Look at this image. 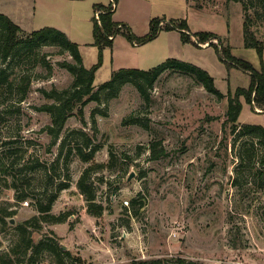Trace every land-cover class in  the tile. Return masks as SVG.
<instances>
[{
  "label": "rangeland",
  "instance_id": "obj_1",
  "mask_svg": "<svg viewBox=\"0 0 264 264\" xmlns=\"http://www.w3.org/2000/svg\"><path fill=\"white\" fill-rule=\"evenodd\" d=\"M245 2L246 7L229 0H121L114 20L126 24L138 41L151 33L153 19L164 20L158 35L147 42L134 43L126 28L121 29L113 45L104 49L95 86L111 80L121 68L147 70L175 58L207 70L225 95L249 89L251 73L228 59L248 61L258 70L264 67V53L261 57L256 47L247 46L244 35L247 16L255 38L264 44V0ZM109 3L0 0V12L27 33L48 26L62 30L80 46L84 65L91 68L100 51L94 38L96 5ZM183 23L189 31L174 27ZM167 24L174 28L168 30ZM183 31L192 41L184 40ZM198 33L217 34L221 42L200 43ZM212 41L215 44L208 46ZM43 58L47 66L39 63ZM65 60L73 58L59 46L22 52L11 63L18 86L11 93L0 92V151L6 142H14L18 155L25 157L16 167L18 193L6 188L4 171L0 175V208L16 211L11 226L0 222V254L16 239L15 226L40 213L38 199H48L58 184L69 181L52 213L70 217L44 224L43 231L33 234L35 241L56 234L72 252L67 264H132L179 256L203 264H264L263 147L258 138L234 130L228 97L219 98L189 74L166 71L148 100L127 84L115 98L85 104L83 113L75 111L54 142L48 133L51 115L41 110L52 100L42 89L72 84L74 76L59 64ZM24 77L31 78L32 87L20 100ZM240 100L238 124L264 127V106L250 103L246 96ZM76 129L102 145L96 162L108 163L114 153V166L92 176L96 200L105 206L101 217L88 213V200L78 187L93 162L62 150L68 134L81 141L79 134L72 135ZM22 193L30 196L20 200L17 195ZM42 262L50 264L51 256L46 254Z\"/></svg>",
  "mask_w": 264,
  "mask_h": 264
},
{
  "label": "trees",
  "instance_id": "obj_2",
  "mask_svg": "<svg viewBox=\"0 0 264 264\" xmlns=\"http://www.w3.org/2000/svg\"><path fill=\"white\" fill-rule=\"evenodd\" d=\"M241 2L246 7L245 0H229ZM119 0H116L118 4ZM96 12L101 11L100 17H94V38L95 44L99 47V61L87 68L84 65L83 56L80 46L69 39L68 35L56 27H44L31 33L24 32L22 27L16 24L8 15L0 12V92L11 93L18 86L17 79L11 73V63L18 59V56L25 52L30 54L38 51L44 46H59L63 51L68 52L73 61H60L59 64L66 68L73 76L72 84L65 89L53 88L51 90L42 89L47 99L52 100L41 107V110L49 113L52 118L53 126L48 127V133L57 142L63 133L66 122L74 115L75 111L83 113V106L91 101L102 102L104 99L110 100L119 95L122 88L127 84L134 85L142 96L148 100L150 91L155 87L160 76L166 71H175L189 74L195 80L206 87V89L216 94L219 98L228 97L229 109L228 119L234 125V130L239 132L241 136H253L258 138L263 147V157L261 163L264 165V127L253 124H238L239 117L242 112L241 96H246L250 103H256L264 106V67L262 70L256 69L250 62L240 60L229 56L230 65L242 67L249 71L252 76V83L249 89L239 88L235 94L225 95L215 84L213 76L205 69L186 62L183 60L170 58L164 63L159 64L151 69L139 68H121L116 70L111 80L105 82L99 88L95 86V78L97 70L103 64V54L106 47L112 46L115 35L123 28H126L128 37L134 43L147 42L158 35L159 25L164 19L155 18L151 21V33L137 40L136 36L131 32L126 24L116 22L114 13L116 9H112V5L97 4ZM159 24V25H158ZM181 30H186V24L174 25ZM167 24L168 30L174 28ZM185 41H192L186 32H182ZM200 43H208L210 40L221 39L214 33H198ZM244 35L246 45L256 47L261 57L264 53V44L255 38L254 33L250 29L248 17L244 23ZM215 42H211L209 46H213ZM39 63L47 66L46 59L39 60ZM45 63V64H44ZM32 87L30 77H24L19 85L22 96L20 100H24ZM258 107V106H257ZM79 134L81 141L71 139V135H67L62 142V150H67L68 154H74L85 162H93L85 169L78 181V187L88 200L87 211L96 217H101L105 211V206L97 202V195L92 181L94 172L105 168H112L115 163L114 153L111 151V158L108 163H100L95 161L96 154L101 150L102 145L94 143L93 136L83 129H76L73 134ZM24 155H18V148L14 142H6L5 147L0 151V175L7 176L5 183L6 188L14 189L18 193V174L16 167L21 164ZM40 165V164H38ZM19 167V166H18ZM5 186V185H4ZM70 182L66 181L58 184L56 193L48 199H38L36 206L40 212L32 218H29L15 226L16 239L12 243L8 251L0 254V264H42L43 257L48 254L51 256L50 264H67L68 259L73 257L70 250L64 249L61 245L60 238L56 234L51 236L46 234L39 241H35L34 232H41L44 224L65 222L70 213L63 212L60 215L52 213L53 205L59 198V192L69 188ZM3 190L0 189V195ZM30 196L29 193L17 195V198L24 200ZM133 200L132 202H138ZM16 211L10 210L8 207L0 208V222L4 226H11L12 216ZM2 241L0 239V247ZM81 261L82 259H78ZM132 264H203L202 262L187 259L179 256L177 258H155L149 260L134 261Z\"/></svg>",
  "mask_w": 264,
  "mask_h": 264
},
{
  "label": "built area",
  "instance_id": "obj_3",
  "mask_svg": "<svg viewBox=\"0 0 264 264\" xmlns=\"http://www.w3.org/2000/svg\"><path fill=\"white\" fill-rule=\"evenodd\" d=\"M109 2H110L109 4L112 5V9H116L117 8L116 0H109ZM100 13H101V11L97 12V17L98 18L100 17ZM27 204H28V202H27ZM125 204L129 205V201H125ZM236 264H243V263L238 262Z\"/></svg>",
  "mask_w": 264,
  "mask_h": 264
},
{
  "label": "water",
  "instance_id": "obj_4",
  "mask_svg": "<svg viewBox=\"0 0 264 264\" xmlns=\"http://www.w3.org/2000/svg\"><path fill=\"white\" fill-rule=\"evenodd\" d=\"M210 45V43L208 44V46ZM135 176V173L133 172V173H131L130 174V176H129V178H128V180H132L133 179V177ZM14 222V221H13ZM12 222V223H13Z\"/></svg>",
  "mask_w": 264,
  "mask_h": 264
},
{
  "label": "crops",
  "instance_id": "obj_5",
  "mask_svg": "<svg viewBox=\"0 0 264 264\" xmlns=\"http://www.w3.org/2000/svg\"><path fill=\"white\" fill-rule=\"evenodd\" d=\"M120 2H118V6H117V9H116V11H118V9H119V5H120V3H121V0H119ZM115 14H116V12L114 13V19H115ZM116 20V19H115ZM19 25V24H18Z\"/></svg>",
  "mask_w": 264,
  "mask_h": 264
}]
</instances>
